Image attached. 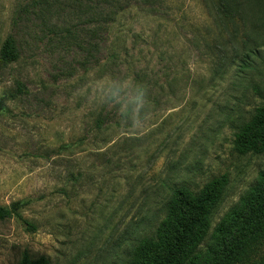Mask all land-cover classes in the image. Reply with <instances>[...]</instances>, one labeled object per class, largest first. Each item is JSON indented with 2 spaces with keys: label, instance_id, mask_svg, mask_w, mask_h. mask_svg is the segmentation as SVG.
<instances>
[{
  "label": "rangeland",
  "instance_id": "374dc122",
  "mask_svg": "<svg viewBox=\"0 0 264 264\" xmlns=\"http://www.w3.org/2000/svg\"><path fill=\"white\" fill-rule=\"evenodd\" d=\"M216 1L123 0L110 28L98 0H0V50L13 36L19 52L0 62V205L30 200L21 214L33 225L0 220V264L26 251L121 264L174 187L227 176L214 228L261 183L264 153L239 154L234 140L264 101V0H235L236 23ZM136 71L154 85L128 112ZM234 237V260L208 253V238L203 264H264V217L245 214Z\"/></svg>",
  "mask_w": 264,
  "mask_h": 264
},
{
  "label": "trees",
  "instance_id": "16d2710c",
  "mask_svg": "<svg viewBox=\"0 0 264 264\" xmlns=\"http://www.w3.org/2000/svg\"><path fill=\"white\" fill-rule=\"evenodd\" d=\"M98 2L107 4L110 8L105 15L110 28L127 10V6L122 4L123 0H98ZM137 2L136 7L142 5L141 2L146 3L145 0H137ZM240 4V1L235 0L216 1L218 11L235 23L237 13L240 12ZM110 58L112 60L119 58L117 49H112ZM18 59L16 41L13 36H9L0 50V62L7 65ZM240 68L252 69L249 53L240 64ZM153 85L148 72H135L132 91L136 92V98L130 103L128 112L133 110L137 99L145 97L153 90ZM9 97L5 95L0 98V110L6 109V100ZM102 125V118L97 119V128L101 130ZM234 143L239 154L264 153V101L237 126ZM227 184L228 178L223 175L213 179L199 191H194L188 185L174 187L165 205L164 218L153 230L148 228L141 234L129 251L127 259L121 264H203L207 260L202 253V246L208 238L216 244L215 248H212V245L208 246V253L223 251L229 261L234 260L241 249L240 241L234 237L240 221L245 214L249 215L251 222L264 217V174L261 176V183L252 189L240 206L227 213L213 228L214 214ZM30 203V200H19L10 205H0V220L16 217L33 228V225L21 214ZM18 264H51V261L44 256L33 258L26 251Z\"/></svg>",
  "mask_w": 264,
  "mask_h": 264
}]
</instances>
